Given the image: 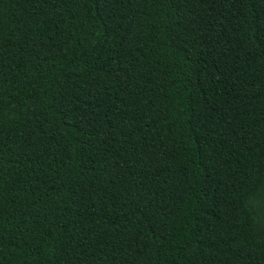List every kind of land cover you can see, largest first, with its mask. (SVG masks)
I'll use <instances>...</instances> for the list:
<instances>
[{"label": "trees", "instance_id": "16d2710c", "mask_svg": "<svg viewBox=\"0 0 264 264\" xmlns=\"http://www.w3.org/2000/svg\"><path fill=\"white\" fill-rule=\"evenodd\" d=\"M0 264H264V0H0Z\"/></svg>", "mask_w": 264, "mask_h": 264}]
</instances>
